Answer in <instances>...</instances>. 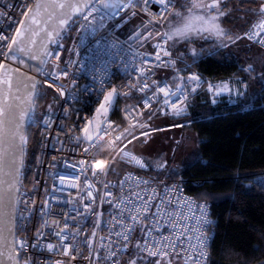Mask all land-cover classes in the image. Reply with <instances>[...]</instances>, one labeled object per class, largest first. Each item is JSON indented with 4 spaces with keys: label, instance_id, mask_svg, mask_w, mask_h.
Listing matches in <instances>:
<instances>
[{
    "label": "built area",
    "instance_id": "obj_1",
    "mask_svg": "<svg viewBox=\"0 0 264 264\" xmlns=\"http://www.w3.org/2000/svg\"><path fill=\"white\" fill-rule=\"evenodd\" d=\"M35 1L0 0V13H7V15H0V30L3 34L16 39V30L21 28L17 22H24ZM8 5L11 7H6ZM175 5L176 0L174 7ZM98 7L100 6L98 5ZM149 8L151 11L157 12L159 5L151 3ZM122 16H125L123 12L111 15L100 7L99 12L93 13L95 19L92 17L89 18V21H84L82 17L75 19L66 31L55 40L48 51L59 54L60 60H53L50 56H46L44 59L47 60V63H43L37 74L39 89L30 117L31 123L38 124L39 122V139L31 158L26 160L27 157H25V167L21 174L16 239L27 238L31 244L34 242L35 229L43 226L45 220L60 219L62 223L65 222L58 215H52L51 212L45 214L39 210L40 202L44 200L49 201L50 209L57 211L63 209L71 216H76V211H73V208L82 213V215L76 216L75 222L66 221L69 225L78 224L82 230L81 236H77L75 240L66 241L73 244L74 247L78 244L82 247L83 236L92 232L97 220L96 216L85 211L84 204H91L97 213H103L100 218L102 221L100 228L96 230L99 235H106L105 222L111 210L107 203L101 204L100 197L106 190L111 191L114 196L118 195L119 182L131 173L135 177L149 180L153 187L157 186L159 181H164L169 187L177 189L176 195L192 201L193 205H205L209 223L203 226L202 232L206 238L205 251L208 259L203 263H209L214 225L211 203L206 199L198 198L187 189V178L157 175L152 173L151 166L139 168L117 155L119 145L116 151H113L111 147L115 137L124 133L125 129L136 123L137 120L140 124L148 125L154 117L172 116L176 112L171 107L164 108L162 111L163 105L153 101L151 110H144L143 116L133 117L126 113L125 109L136 104L137 98L142 94L132 90L130 96L117 97L112 113L103 121L100 128L107 129L108 134L105 135L102 131L99 133L104 136V139L98 146L90 148L82 129L87 125L88 120L93 122L97 117L96 109L106 91H111L112 88H117L122 93L129 91L127 85L137 80L139 75L137 69L142 67L144 59L153 62L152 73L154 74L149 75V80L167 82L172 84L173 90H175L174 83H179V80L174 81V78L178 76L184 78L186 83L184 95H181L180 92L177 93L183 100V109L191 98L200 96L209 85L216 84L219 80H223L222 82L231 89V86L228 85L230 78L215 80L206 75L195 66L194 61L175 53L169 42L167 47L171 52V57H163V59L174 60L175 66L157 67L158 62L154 61L156 49L153 45L161 38H158L149 48L138 45L130 36L120 32ZM101 18H103L102 22ZM57 64L60 68L67 69V77H62L59 80L54 78L52 72ZM1 70L2 68H0V73ZM192 75L199 77V81H188L187 78ZM49 84H54V87L50 88ZM61 85L65 89V95L56 91V88ZM193 87L196 88L195 91H192ZM45 92L49 93L48 106L37 119L40 96L44 97ZM221 93L229 95L230 91ZM171 99L175 101L176 97ZM90 126L88 125L89 128ZM140 128L136 127L132 134L136 135ZM77 136L81 137L80 142H77ZM128 139H131V136H128ZM130 145L127 146L126 151L142 158L146 164H149L147 159L132 149ZM85 148H90V151L85 153ZM82 160L87 162L89 170L86 172L82 171V166L79 163ZM110 162L111 167H109ZM93 171L97 175H92ZM60 176L67 177V180L61 183L58 179ZM194 182L199 183L197 180ZM71 184H76L77 187H72ZM87 184H91L93 187L88 189L85 187ZM105 185H108L107 189H105ZM88 191H92L93 196L96 197L95 203L88 199H81L87 196ZM53 197L58 199H53ZM25 200L37 202L34 208L29 204V207L33 208L31 213L24 211L22 202ZM22 212L23 215H21ZM197 215H199L198 211ZM52 230L46 226L43 227V231L48 235V241L45 242L55 244L57 239L51 235ZM66 234L70 237L72 235V233ZM24 252L27 254L25 255ZM24 252L21 254V260L31 258L39 260L41 264H54L57 259L65 261L68 259L63 257L58 250L48 252L43 249L28 248ZM87 254L85 249L84 255L87 256ZM82 264H86V262H82Z\"/></svg>",
    "mask_w": 264,
    "mask_h": 264
},
{
    "label": "snow or ice",
    "instance_id": "obj_2",
    "mask_svg": "<svg viewBox=\"0 0 264 264\" xmlns=\"http://www.w3.org/2000/svg\"><path fill=\"white\" fill-rule=\"evenodd\" d=\"M230 0H188L185 7V14L173 12L175 0H83L82 3L69 4L71 15L67 18L59 20V25L67 27L73 15L79 14L84 21H89L93 17V13L99 12L100 7L114 8L117 13L123 12L125 16L131 14L137 16L140 13L146 14L149 19L147 24L161 23L168 21L170 17H178L181 21L179 26H173L171 32L156 33L161 39L153 45L156 49L154 53V61L158 62L157 67L175 66L174 60H165L163 57H171V52L168 50V42L173 41L175 38L189 39L192 36L199 37L200 39H208L215 37L220 46L228 47L230 44H235L241 39L255 41L264 44V0H234L233 7L229 8ZM258 2V7L245 8V3ZM155 3L159 5V10L153 12L150 10L149 5ZM98 5L100 7H98ZM61 9L65 7L64 4L58 5ZM6 7H11L8 5ZM31 12V9H29ZM243 13V15H239ZM0 15H7L6 12ZM225 18H231L241 21L238 27L247 25V31L243 34L236 33L231 28L222 26V21ZM256 18V19H254ZM101 18V22H102ZM124 19V16L121 17ZM33 22H35L33 20ZM21 28L16 30L15 36L22 34L23 21H18ZM83 26V25H82ZM101 26L102 23H101ZM144 32L135 31L136 39L148 41L154 39L151 32L147 30V26L142 24ZM49 38H58L59 33L50 32ZM53 42L55 40L53 39ZM195 52V49H193ZM21 55H29L27 50L20 47L19 41L13 36L3 34L0 30V68L7 70L8 65L4 63L6 60H19ZM45 56H50L53 60L59 61V54L46 52ZM31 59H37L36 56H30ZM20 63L24 61L20 60ZM41 63H47V60H41ZM152 63L148 59L142 61V67L137 69L139 75L135 82H130L127 87L129 91L120 92L117 88H112L111 91H106L103 94L102 100L96 112L104 115L114 103L118 96H130L132 90H135L142 95L137 98V103L128 106L125 111L133 117L144 115V110H151L152 102L162 104L164 108L171 107L177 114L183 110V100L181 96L177 95L178 92L184 95L186 83L183 77H175L179 83L173 85L167 82L158 80H149L148 77L152 73ZM39 71V69H37ZM52 75L56 80L62 77H67L68 72L66 68H60L59 64L53 69ZM188 81L198 82L199 77L192 75L187 78ZM47 83V81H45ZM11 87V81H8ZM50 88L54 84L48 85ZM213 88L209 85V89ZM35 89V85H33ZM196 88L193 87L192 91ZM61 95H65L63 85L56 88ZM223 91H231L227 85L217 88L215 95H219ZM34 94V93H33ZM239 94V93H238ZM176 97L173 101L171 98ZM186 99V95H185ZM178 105H180L178 107ZM51 107V105H49ZM5 115V109L0 108V117ZM27 113H21L20 118L23 119ZM11 119L9 123H11ZM4 121L0 120V125ZM92 121L88 120L87 125L82 129L85 134L86 140L89 142L90 148L98 146L100 141L104 139L103 135L99 133L102 131L105 135L108 134L107 129H97V135L89 134V127ZM19 124L15 125V129L11 132V138L15 140L19 138L20 144L23 145L27 142V138L19 133ZM136 127L145 128L147 125L140 124L137 120L136 123L130 125L125 129L124 133L115 137L112 142V150L116 151L119 145V152L117 153L121 159H126L129 163L136 165L139 168L149 167L142 158L126 151L127 146L132 144L133 140L138 139V136L133 135L132 131ZM140 136L147 137L148 131H143ZM131 136V139H128ZM77 142H80L81 137H76ZM126 141V143H125ZM13 147V145H10ZM90 148H85L84 152L88 153ZM115 160V157H113ZM15 163V160L13 161ZM82 171H88L86 161H80ZM166 162L157 163L156 167H165ZM75 166V165H74ZM111 162L109 167H111ZM18 174V168L15 170ZM92 175H97L93 171ZM61 183L67 180V177H58ZM72 187H77L76 184H71ZM86 188L91 189V184L85 185ZM15 184L8 183L7 190L0 192V239L3 238V228L6 227L5 220L9 218V208L15 210L17 198L14 195L13 189ZM108 185H105V189ZM119 194L113 195L111 191H105L103 196L100 197L101 204L107 203L110 208V214L106 223V235H99L96 229L100 228L101 217L103 213H97L91 204H84L83 207L86 212L97 217L94 228L89 235H84L82 238V247L80 244L75 247L71 243H67L69 239L75 240L77 236H81V228L78 224L69 225L66 221H76V216L82 215L78 210L76 216H71L63 209L53 210L49 208V201L44 200L40 202V211L51 212L52 215H58L63 218L65 222L60 219L45 220L43 226L37 227L33 235V243H29L27 238L16 239L12 244L7 247L11 249L5 254L0 250V257H5L10 264H41L39 260L31 258L21 260V254L28 248L43 249L48 252L60 251L63 257L68 258L65 260L57 259L54 264H122V259L127 254L128 259L123 260V264H203L208 259L207 252L205 251L207 244L206 238L203 235L202 229L205 224H208L207 212L205 205H193V202L185 199L182 196L176 195L177 189L169 187L164 181H159L157 186L153 187L149 180H144L139 177L133 176L131 173L126 175L118 185ZM53 199H58L53 197ZM81 199L91 200L93 203L96 197L93 196L92 191L87 192V196ZM24 211L32 212L36 205V201L25 200ZM29 204L33 208L29 207ZM47 210V211H46ZM197 211L199 215H197ZM23 215V212L21 213ZM62 224V226H61ZM53 229L51 235L57 239V243L45 242L48 241V235L43 231V227ZM10 232L11 230L8 229ZM66 233H72L71 237ZM87 250V256L84 255V250ZM26 255L27 253L24 252ZM0 264H4V260L0 259Z\"/></svg>",
    "mask_w": 264,
    "mask_h": 264
},
{
    "label": "trees",
    "instance_id": "obj_3",
    "mask_svg": "<svg viewBox=\"0 0 264 264\" xmlns=\"http://www.w3.org/2000/svg\"><path fill=\"white\" fill-rule=\"evenodd\" d=\"M239 45L218 46L186 58L215 80L246 76L241 55L250 51ZM257 71L251 72L254 93L246 102L196 101L185 124L198 137V154L192 162L178 168L151 167L157 175L187 178V189L211 203L214 225L208 264L264 263V79ZM48 100L45 92L43 103ZM46 106L40 105L37 119ZM38 132L39 122L31 123L26 160L37 146Z\"/></svg>",
    "mask_w": 264,
    "mask_h": 264
},
{
    "label": "rangeland",
    "instance_id": "obj_4",
    "mask_svg": "<svg viewBox=\"0 0 264 264\" xmlns=\"http://www.w3.org/2000/svg\"><path fill=\"white\" fill-rule=\"evenodd\" d=\"M187 3L188 0H176L173 12L185 14L184 6ZM233 3L234 1H232L228 7H233ZM254 3L258 5V2ZM254 3H248L247 5L245 3L244 7L255 8L257 5L254 6ZM239 15H243V13H239ZM148 19L149 17L144 13H140L137 16L128 14L127 16H124L123 20L121 19L120 32L123 34L124 31H127V33L130 32L128 36L136 41L138 45L149 48L158 38H161L156 35V33L171 32L173 26H179L181 23L178 17H170L168 21L153 24H147ZM142 24L147 26V30L152 33L154 39L148 41L136 39L134 35L135 31L144 32ZM240 24L241 21L231 18H225L222 21L223 27L231 28L234 32L243 34V32L247 31L248 26L244 25L242 27H238L237 25ZM239 42H242V44L239 45ZM169 45L175 53L181 56L189 57L190 59L202 55L207 50L210 51L212 48L220 46L215 37L200 39L196 36H192L187 40L176 37L175 43H173V41H169ZM233 45H235V49L238 45L243 48L245 47V49L249 50L250 53H246L247 55L244 56L241 55L243 58L242 66L248 75L230 77L228 85L231 86V91L229 95L228 93H221L219 95L214 94L217 88L225 85V83L222 82L223 80H219L216 84H211L213 86L211 90L208 86L200 96L191 98L187 106L178 114L175 113L172 116L154 117L148 123L147 127L137 130L136 136H138V139L133 140L131 146H134L135 150L140 154H144L143 156L148 160L152 168L159 169L156 167V164L164 162H166L164 167L165 169L178 168L192 162L196 158L198 154V137L193 131L185 129V124L192 116V108L196 101L202 102L204 100L211 102L213 105H216L219 102H228L229 104L246 102L254 93V87L251 81L253 73L251 72L258 70L256 75L261 76L264 79V44L249 41L247 39H241ZM193 49H195V52ZM46 104L43 103V97L40 96V105L45 107ZM45 109H47V107ZM143 131H148L149 135L147 137L140 136L139 134ZM181 264H183V262H181Z\"/></svg>",
    "mask_w": 264,
    "mask_h": 264
},
{
    "label": "water",
    "instance_id": "obj_5",
    "mask_svg": "<svg viewBox=\"0 0 264 264\" xmlns=\"http://www.w3.org/2000/svg\"><path fill=\"white\" fill-rule=\"evenodd\" d=\"M82 2L83 0H36L31 12H28L24 20L22 34L16 36L20 47L25 48L29 55H21L19 60H7L5 63L8 65L7 70L2 68L0 73V108L5 109V115L0 117V120L4 121V124L0 125V192L7 190L8 183L14 182L13 192L18 202L21 174L25 167L26 143L21 145L18 137L13 140L11 132L18 123L19 133L27 138L31 124L30 117L39 89L37 74L43 65L41 60L45 59V53L54 43L53 39H57L56 37L50 39L48 34L53 32L59 33L60 36L75 19L80 18L81 16L76 14L72 16L67 27L62 28L59 25L60 19L71 15L68 5ZM59 4H64L65 7L61 9ZM103 9L111 15L117 14L114 8ZM30 56H36L37 59H31ZM20 60L24 63H20ZM9 80L11 87L8 85ZM33 85H35V89H33ZM116 101L117 97L114 103ZM114 103L104 115H97L89 128V134L97 135V129L101 128L103 121L112 113ZM21 113H27V115L21 119ZM10 119L11 123H9ZM10 145H13L14 148ZM14 160L15 163H13ZM17 168L18 174L15 172ZM18 202L14 211L9 208V218L4 222L6 227L3 228V238L0 239V250H3L5 254L11 250L7 246L16 240ZM8 229L11 231L9 232ZM0 259L4 260V264H10L6 255Z\"/></svg>",
    "mask_w": 264,
    "mask_h": 264
}]
</instances>
